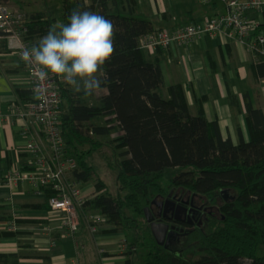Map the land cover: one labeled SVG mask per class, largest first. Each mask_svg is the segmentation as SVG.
<instances>
[{"label": "trees", "instance_id": "1", "mask_svg": "<svg viewBox=\"0 0 264 264\" xmlns=\"http://www.w3.org/2000/svg\"><path fill=\"white\" fill-rule=\"evenodd\" d=\"M124 1L130 0H60L62 23L68 22L73 9H78L103 15L115 25V51L103 66L107 83L101 88L107 92L96 103H90L80 99L82 94L62 87L68 106L62 110L61 105L59 125L66 154L75 156L79 163L69 175L83 183H93L96 191L105 188L88 196L77 210L78 220L86 224V215H99L101 224H111L113 231L122 232L127 247L122 252L124 264H213L224 256L244 264H264V109L254 107L244 93L248 139L243 138L239 128L236 142L222 136L217 119L206 118L201 107L204 96L196 99L199 105L196 113H191L186 87L181 83L165 86L159 63L148 61L146 50L138 44L142 34L156 30L153 22L113 10ZM26 16L23 36L31 42L46 35L56 20L45 11ZM257 33L264 35V11L254 31ZM252 52L259 58L257 72L264 76V41ZM16 92L21 96L28 91L17 88ZM29 93L27 100L34 99L31 89ZM227 99L231 107L236 105L232 92H228ZM1 107L6 109L4 104ZM95 117H105L106 123H88ZM115 127L121 130L117 146L124 149L120 151L117 190L113 193L87 157L101 145L94 136L108 135ZM87 142L90 147L84 150L81 145ZM18 156L22 157L21 171L34 168L31 153ZM25 156L30 157L23 160ZM1 164L6 173V162ZM168 167L179 168V172L164 179ZM173 188L210 196L228 188L235 196L222 200L218 216L209 217L204 227L188 233L181 253L170 252L156 242L144 214L152 197L166 195ZM36 189L44 194L39 203H0V223L34 222L13 215L14 208H51L48 199L56 190L51 185ZM127 230L132 233L130 241ZM15 233L13 229L0 230V236ZM20 257L15 251H0V264H20Z\"/></svg>", "mask_w": 264, "mask_h": 264}, {"label": "crops", "instance_id": "2", "mask_svg": "<svg viewBox=\"0 0 264 264\" xmlns=\"http://www.w3.org/2000/svg\"><path fill=\"white\" fill-rule=\"evenodd\" d=\"M4 1L13 10L25 15L46 11L41 5L35 6L37 0ZM113 10L150 19L156 29H171L213 17L225 11V7L220 1L130 0ZM263 11L256 13V16L262 17ZM41 37L32 43L35 45ZM145 54L148 61L159 63L165 86L181 83L186 87L191 113H196L199 105L196 99L204 96L201 102L204 114L208 120L217 119L224 138L229 137L236 142L240 128L243 138L248 139L245 98L249 97L254 107L264 109V76L257 72L259 58L254 52L234 39L225 40L206 33L192 43L146 50ZM62 85L65 90L74 92L65 82ZM17 88L28 92L18 96ZM30 89L31 78L24 63L8 48L6 38L0 32V106H7L19 98L27 101ZM106 92V88H101L87 97L80 92L82 95L79 97L96 103ZM228 92H232L236 98L234 107L228 103ZM244 93H247L246 97ZM67 106L66 97L63 96L62 110ZM88 123L103 125L106 120L105 117H95ZM20 125L18 120L0 119V157L3 159L0 161V203L8 205L39 203L44 198V194L29 182L8 181V171L13 172L20 166L22 157L19 158L18 154L26 152L24 141L19 136ZM29 157L25 156L23 160ZM3 161L7 164L6 173L2 169ZM13 215L34 219V222H12V229L16 233L0 236V251L17 252L21 255L20 264H70L75 258L81 264H124L125 255L119 251L125 246L120 241L124 234L113 231L111 224L102 223L98 232L92 233L79 220L78 233L71 235L61 224L62 212L59 210L14 208ZM7 225L0 223V230L8 229ZM100 248L104 249V255V252H98Z\"/></svg>", "mask_w": 264, "mask_h": 264}, {"label": "built area", "instance_id": "3", "mask_svg": "<svg viewBox=\"0 0 264 264\" xmlns=\"http://www.w3.org/2000/svg\"><path fill=\"white\" fill-rule=\"evenodd\" d=\"M205 3L220 1L225 11L213 17L197 22L185 23L177 27L156 29L138 38L142 49L154 50L158 47L167 48L172 44H189L200 39L204 34L220 36L225 40L234 39L247 47L256 49L257 44L264 41V35L254 34L260 24L256 13L264 9V0H200ZM28 17L21 11L13 10L4 0H0V32L6 38L8 48L15 52L24 63L31 78V90L34 99L16 100L9 103L6 109L0 106V119H12L21 122L19 136L25 144V151L33 156L34 168L21 171L16 168L10 172L8 181L18 180L29 182L34 187L51 185L56 194L48 199L52 209L62 212L61 224L68 232L75 234L78 230V209H81L89 195L102 192L96 191L93 183H83L72 178L69 173L78 168L75 156L66 154L65 139L60 129V114L63 101L62 84L64 80L49 74L46 81H40L35 69L26 65L21 59V51L34 44L24 38L23 27ZM102 218L99 215H86L85 222L90 232L100 229ZM12 229V222H7ZM100 254L104 249L98 250ZM70 264H81L73 259Z\"/></svg>", "mask_w": 264, "mask_h": 264}, {"label": "clouds", "instance_id": "4", "mask_svg": "<svg viewBox=\"0 0 264 264\" xmlns=\"http://www.w3.org/2000/svg\"><path fill=\"white\" fill-rule=\"evenodd\" d=\"M115 25L93 11L73 9L67 23L57 22L37 44L22 49L21 59L38 80L60 77L74 92L87 96L107 83L103 66L113 55Z\"/></svg>", "mask_w": 264, "mask_h": 264}, {"label": "flooded vegetation", "instance_id": "5", "mask_svg": "<svg viewBox=\"0 0 264 264\" xmlns=\"http://www.w3.org/2000/svg\"><path fill=\"white\" fill-rule=\"evenodd\" d=\"M171 189L166 195L152 197L146 206L149 207L150 221H155L161 226L167 225L162 241L168 240V245L178 252L182 251V243L188 233L194 229L204 227L206 220L214 216L213 206L209 204L215 196L199 197L195 192ZM175 191V192H174ZM203 194V193H198ZM222 200H228L224 192L219 193ZM233 196L231 199H234ZM148 221V225L149 222ZM164 247V244H160Z\"/></svg>", "mask_w": 264, "mask_h": 264}, {"label": "rangeland", "instance_id": "6", "mask_svg": "<svg viewBox=\"0 0 264 264\" xmlns=\"http://www.w3.org/2000/svg\"><path fill=\"white\" fill-rule=\"evenodd\" d=\"M39 5L43 6V9L46 10L45 12H47L50 15L52 14L53 16L56 17V20H54L53 25H55L57 22L62 23L60 18L61 16L60 0H37L35 2V6L38 7ZM120 133L121 130L118 127H116L112 129L108 135H95L94 138L98 140L101 143V145L92 152V155L87 157L88 162L94 166V169L96 170L100 178L106 183L108 189L113 193H116L117 190L115 179H116L118 164L122 158V156L120 155V151L124 149L117 146L118 141L116 140V137L119 136ZM81 147L83 149H87L90 147V144L87 142L81 145ZM177 172H179V168L176 167L166 168L164 171V179H167L173 173H177ZM181 190L182 189H178L175 191H181ZM222 192H224L227 196H229L228 200H230L234 196V192L228 188H225V191ZM219 193H221L220 190ZM196 194L202 198H205V196H210L207 193H203V194L196 193ZM215 197L216 198L213 201H210L209 204L213 206L212 214L214 216H218L219 206L222 202V199L219 195H215ZM126 232H127L126 234L127 240L130 241L132 239V233L129 230H127ZM123 239L124 236L121 238L120 241H122L125 246L121 250H119L120 253L127 250L126 242ZM213 264H244V262L242 260L237 262L235 258L232 259L231 257L224 256L223 258H221V260H219V262H215Z\"/></svg>", "mask_w": 264, "mask_h": 264}, {"label": "water", "instance_id": "7", "mask_svg": "<svg viewBox=\"0 0 264 264\" xmlns=\"http://www.w3.org/2000/svg\"><path fill=\"white\" fill-rule=\"evenodd\" d=\"M220 191H225V188H222L220 189ZM144 214H145V218L147 221H150V218H149V207L148 206H145L144 207ZM149 227H150V230L156 240V242L158 244H164V248L167 249L168 251L170 252H173V253H179L177 250H174L172 249L169 245H168V240H166V242L164 243L162 241V238H163V235H164V232L167 230L168 226L167 225H164V226H161L159 223H156L155 221H150L149 222ZM164 231V232H163ZM181 253V252H180Z\"/></svg>", "mask_w": 264, "mask_h": 264}]
</instances>
